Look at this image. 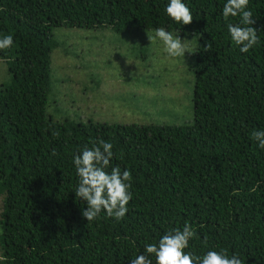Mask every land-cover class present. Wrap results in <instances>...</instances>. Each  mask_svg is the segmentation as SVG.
<instances>
[{
  "label": "trees",
  "instance_id": "obj_1",
  "mask_svg": "<svg viewBox=\"0 0 264 264\" xmlns=\"http://www.w3.org/2000/svg\"><path fill=\"white\" fill-rule=\"evenodd\" d=\"M182 2L193 15L188 25L168 17L169 0H0V38L13 36L0 50L9 75L0 84V264H129L185 223L197 233L186 252L225 249L264 264V149L251 138L264 130V0H249L261 43L248 53L227 29L240 17L221 16L226 0ZM55 27L194 33L191 122L47 115ZM99 139L113 145L112 166L132 174L118 222L104 212L87 222V205L74 197L73 155Z\"/></svg>",
  "mask_w": 264,
  "mask_h": 264
},
{
  "label": "rangeland",
  "instance_id": "obj_2",
  "mask_svg": "<svg viewBox=\"0 0 264 264\" xmlns=\"http://www.w3.org/2000/svg\"><path fill=\"white\" fill-rule=\"evenodd\" d=\"M155 29L122 35L110 27H55L51 88L45 112L54 119L138 124H189L193 53L170 58ZM179 34L195 50L194 33ZM146 33L145 37L137 35ZM0 60V84L7 80ZM1 210V199H0Z\"/></svg>",
  "mask_w": 264,
  "mask_h": 264
},
{
  "label": "clouds",
  "instance_id": "obj_3",
  "mask_svg": "<svg viewBox=\"0 0 264 264\" xmlns=\"http://www.w3.org/2000/svg\"><path fill=\"white\" fill-rule=\"evenodd\" d=\"M249 0H226L221 16L227 21L229 17H240L239 24H227V29L232 42L239 47L241 53H248L250 49L258 46L261 41L257 34L258 29L253 13L248 8ZM168 17L180 24L188 25L193 20L190 8L182 0H169L165 6ZM149 42L158 39L163 44L164 52L170 58L185 56V52L195 53L199 50H189L183 43L179 34L166 31L159 27L154 31V36H147ZM13 45V36L6 35L0 38V50H6ZM210 46L205 44L204 51ZM58 135V134H56ZM251 138L257 142V147L264 149V130L251 133ZM92 147L85 146L80 153L74 154L72 163L76 170L78 183L74 189V197L84 202L87 207L81 210V215L87 222L100 218L101 212L106 217L122 220L128 211V203L132 199L131 188L132 174L127 168L121 170L119 165L112 166L114 156L113 145L103 139L92 140ZM52 155H57L53 149ZM110 168V171H107ZM197 236L190 224L185 223L182 229L175 228L164 233L156 243H146L143 254H138L129 261V264H153L150 258L155 257V264H244L236 253L230 257L227 250H208L201 255L191 251L189 241ZM207 246V241H203Z\"/></svg>",
  "mask_w": 264,
  "mask_h": 264
}]
</instances>
